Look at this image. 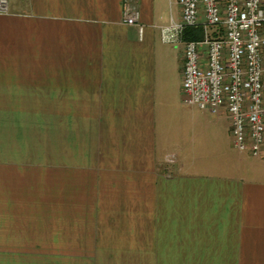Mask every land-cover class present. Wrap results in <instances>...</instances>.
Instances as JSON below:
<instances>
[{
  "label": "crops",
  "instance_id": "0c3cea01",
  "mask_svg": "<svg viewBox=\"0 0 264 264\" xmlns=\"http://www.w3.org/2000/svg\"><path fill=\"white\" fill-rule=\"evenodd\" d=\"M7 2L0 264H264V157L183 104L176 1Z\"/></svg>",
  "mask_w": 264,
  "mask_h": 264
},
{
  "label": "built area",
  "instance_id": "2783aa9c",
  "mask_svg": "<svg viewBox=\"0 0 264 264\" xmlns=\"http://www.w3.org/2000/svg\"><path fill=\"white\" fill-rule=\"evenodd\" d=\"M136 1V0H135ZM135 1L123 0L122 22L138 23ZM180 21L170 28L183 42L182 102L212 114L224 113L232 145L264 157V0H175ZM0 0V13L7 11ZM186 30L199 39L183 41Z\"/></svg>",
  "mask_w": 264,
  "mask_h": 264
},
{
  "label": "rangeland",
  "instance_id": "374dc122",
  "mask_svg": "<svg viewBox=\"0 0 264 264\" xmlns=\"http://www.w3.org/2000/svg\"><path fill=\"white\" fill-rule=\"evenodd\" d=\"M176 17H177V9H176L175 14H174V18H176ZM177 45H179V47L181 49L180 50V53H181L180 55H181V58H182V61H183L184 45L181 42L178 43ZM217 116H213V115L208 116L209 123L212 122L213 129L208 124V127H207L206 130H204V132H208V134L213 133L212 146L215 143L214 133H216L217 145H219V147L221 145H223V146L227 145L226 148H229V151L230 152H234V154L236 155L237 152H239L240 150L235 149L233 147V145H232L231 135L228 134L229 121H228V119H227V117H226V115L224 113H221V114H219ZM227 123H228V125H227ZM229 130H230V127H229ZM205 143L210 146V140H208V143H207V141H205ZM242 152L244 153V156H247V158L251 160V156L247 153V151H242ZM235 165H237V164H235ZM61 185L62 184H59V182L54 181V196L61 190V187H62ZM63 203H67V201H65Z\"/></svg>",
  "mask_w": 264,
  "mask_h": 264
},
{
  "label": "trees",
  "instance_id": "16d2710c",
  "mask_svg": "<svg viewBox=\"0 0 264 264\" xmlns=\"http://www.w3.org/2000/svg\"><path fill=\"white\" fill-rule=\"evenodd\" d=\"M201 37V33L199 30L194 31H190V30H186L182 36L183 41H188V40H196L199 39Z\"/></svg>",
  "mask_w": 264,
  "mask_h": 264
}]
</instances>
